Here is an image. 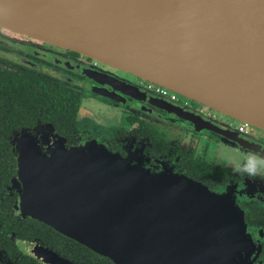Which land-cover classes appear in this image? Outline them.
<instances>
[{"label": "water", "instance_id": "1", "mask_svg": "<svg viewBox=\"0 0 264 264\" xmlns=\"http://www.w3.org/2000/svg\"><path fill=\"white\" fill-rule=\"evenodd\" d=\"M0 28L92 57L264 130V0H0ZM196 117L192 122H204ZM10 140L15 211L117 264H185L181 253L193 264L195 253L207 258L211 248V264H245L250 241L228 194L132 163L92 139L68 144L51 123Z\"/></svg>", "mask_w": 264, "mask_h": 264}, {"label": "flooded vegetation", "instance_id": "2", "mask_svg": "<svg viewBox=\"0 0 264 264\" xmlns=\"http://www.w3.org/2000/svg\"><path fill=\"white\" fill-rule=\"evenodd\" d=\"M0 52L69 78L46 76L38 69L0 57L3 67L34 71L80 95L74 127L64 130L65 134L55 130L68 144L94 139L132 163L153 171L173 170L213 192L232 197L250 241L247 252L242 253L244 262L264 264V170L249 176L237 171L244 163L229 166L207 154L208 145L220 143L245 156L264 158V130L92 57L4 28H0ZM94 105L113 113L115 127L97 126L90 117L94 115ZM196 116L204 122H192L190 118L198 119ZM45 123L23 129L32 132ZM4 192L6 197H13V203L10 209L0 211V264H117L45 222L15 211L19 193L12 181ZM213 255L212 248L206 252L207 258L199 259L195 253L193 264H211ZM180 256V263L189 264L187 254Z\"/></svg>", "mask_w": 264, "mask_h": 264}, {"label": "trees", "instance_id": "3", "mask_svg": "<svg viewBox=\"0 0 264 264\" xmlns=\"http://www.w3.org/2000/svg\"><path fill=\"white\" fill-rule=\"evenodd\" d=\"M79 97L76 91L34 71L0 65V211L13 203V197L4 192L16 173L13 133L37 122H51L57 132L65 134L75 125Z\"/></svg>", "mask_w": 264, "mask_h": 264}, {"label": "rangeland", "instance_id": "4", "mask_svg": "<svg viewBox=\"0 0 264 264\" xmlns=\"http://www.w3.org/2000/svg\"><path fill=\"white\" fill-rule=\"evenodd\" d=\"M93 112H94V115H90V117L93 120H95V122L98 123L97 126L103 125L106 127V129L115 127V125H116L115 120L114 121L111 120L113 113L111 114L110 110L106 111V110H103V108L101 106L94 105V111ZM92 140H94V139H92ZM83 141H85V140H83ZM83 141H81V142H83ZM207 154L210 157L216 156L219 160H221V162H224L226 165H229V166H231V164H233V166L236 167V166H240L241 163L243 164L246 162L245 161L246 156L244 154H241L239 151H236L233 148L228 147L225 144L215 143L212 145H208Z\"/></svg>", "mask_w": 264, "mask_h": 264}, {"label": "clouds", "instance_id": "5", "mask_svg": "<svg viewBox=\"0 0 264 264\" xmlns=\"http://www.w3.org/2000/svg\"><path fill=\"white\" fill-rule=\"evenodd\" d=\"M245 161L242 167H238L237 171H243L249 176H256L264 170V158L248 154Z\"/></svg>", "mask_w": 264, "mask_h": 264}, {"label": "built area", "instance_id": "6", "mask_svg": "<svg viewBox=\"0 0 264 264\" xmlns=\"http://www.w3.org/2000/svg\"><path fill=\"white\" fill-rule=\"evenodd\" d=\"M162 92H165L166 90L165 89H161Z\"/></svg>", "mask_w": 264, "mask_h": 264}]
</instances>
